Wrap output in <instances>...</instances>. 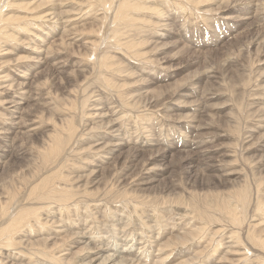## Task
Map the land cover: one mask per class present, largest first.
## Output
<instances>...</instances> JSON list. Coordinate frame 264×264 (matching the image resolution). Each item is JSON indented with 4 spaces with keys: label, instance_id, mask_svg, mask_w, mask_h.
I'll list each match as a JSON object with an SVG mask.
<instances>
[{
    "label": "bare ground",
    "instance_id": "obj_1",
    "mask_svg": "<svg viewBox=\"0 0 264 264\" xmlns=\"http://www.w3.org/2000/svg\"><path fill=\"white\" fill-rule=\"evenodd\" d=\"M103 1L109 2L110 0ZM162 1L161 3H163ZM182 1L179 0V4L180 2L182 3ZM185 1L187 3L185 2V4L183 2L185 4L184 7L175 4L176 6L173 8L174 12L171 11L172 13H166L164 15L165 18L159 17L161 13L158 15L161 11V7L155 9L157 14L154 13L153 15H155L156 18L153 17L156 19L154 22L156 25L151 22L152 24L150 25L149 23V27L146 29V26L143 24L138 28V35L144 36L145 43L141 42L135 45V43L131 41H125L126 43L122 42V44L124 43L123 47L121 46L122 48L118 46L121 50L123 49L125 54L120 53L122 54L121 61L117 63L122 64L119 66L120 68L116 70L119 76L117 80L122 83L118 81L117 85L108 77L109 82L106 86L109 88L107 90H122L124 85L129 82L127 81V79H129V77L126 76L127 73H132V76L136 75V78L142 81L141 78L143 79L146 73H144L143 69L146 68H138V63H134V60H131L133 56L143 58L146 56L149 57L150 55L152 57H149V62L161 64L160 62L163 61H160L161 59L157 58L156 55L157 52L163 50L162 48L166 47V45L161 44L155 47L159 41H169L174 37H178V40H180L182 44L184 41L186 43V38L189 44L195 45V43H197V40L193 41V35L186 31L188 26H186L187 21L182 19L184 16L188 19V5H192L193 0ZM204 1L205 0H197V3L201 5ZM212 1L215 0H206L207 4ZM222 1L227 3H223L220 0L215 1L218 6L217 8L221 6V8L233 9L234 11L240 8L242 17L254 21L256 31H254L255 33L251 37H248L252 40L249 41V43H256L257 53L258 51L261 52L259 49L264 45V34L261 32L264 26V0H249L251 2H243V0ZM49 2H51V4L54 3V5L46 8L43 14L31 16L29 19L32 22L37 19H43L44 22L38 24V27L41 26L42 30L36 28V30H40V33L38 32L39 35L42 38L43 35H45L44 37L47 38L50 36L53 37L55 33L60 34L62 37H60L62 39L60 46H58L59 44H53V46H57L55 51H51L50 46L44 49L40 47V49L31 48L32 54L27 60H17L11 67L8 66L9 68L7 67V70L3 68L9 65V62L5 64L3 61H0V107L3 109V112L0 111V160L5 157H10L2 171L5 174V181L0 185V264H171L169 257L172 251L175 252V255L180 256V258L181 255H188L181 261L172 264H242L244 261H252V264H264V251L261 250L264 249V230L258 228L264 226V224H262L264 221V181H256L252 178L248 196L246 188L238 197H236L238 192H221V197L215 205V208L219 210L217 207L219 204L230 205L231 209L228 208L227 213L231 218H229L230 223L228 225H221V233H219L221 236L218 240L215 239L214 234L206 238L203 237V228L200 230H183L178 225L182 222L180 220L181 218L193 220V223L186 225V227L195 226L203 219L191 214L189 210L190 204L183 198L182 192L177 193L176 189H195L198 186H200V188L210 187L212 189H217L220 186L234 187L239 183L241 177V172L237 171L239 169L227 168L231 166L230 161H232V159L229 160V158L232 155L235 156L236 153H229L230 146H228V144L219 143L221 139L227 135L223 134L224 130L222 127L215 123L213 114L211 115V113L208 112L211 111L208 110L210 108L209 106L212 105L209 104V101L215 97L214 93L211 92V96H206V93L203 92L205 96L204 94L200 96V103L195 104V111L181 116L178 115L181 120L174 123L181 125L183 120H187L184 124L185 131H183L181 126H177L179 127L178 129L176 128L177 136H171V138L166 141L157 142L153 140L154 138H150L148 142L146 140H140V136L136 137V134L133 132L134 130L131 131L132 133L127 130L125 131L128 133L124 132V129H127L126 126H128V123L124 125V129H122L121 126L123 124L121 125L120 122L122 118L128 117L129 115H127L128 113L126 111L123 117V108L125 104L128 106L129 103H132L135 96L131 94L128 96L126 93L119 94V91L117 95L114 92L113 95L121 101V105L116 106L118 103L116 102L112 109V107H105V102L103 101L105 97L102 93H98V98L90 104L93 108L91 109L89 107L88 109L87 106L89 104L86 105L87 101H83V99L80 100L79 97V95H83V93L79 92V95L77 93L79 87L86 90L87 93L89 81L86 82L83 79H85L86 75L91 71L94 72L93 68L95 67L97 73L102 69L104 74L110 75L109 73L112 70L108 69L111 68L110 66L114 62L108 61L106 54V57L105 55L102 56L103 58L99 56L101 58H97V65L95 67L92 66L91 64L93 63L89 62L90 60H86L85 56H87L89 50L97 44L98 40L93 39L95 36L92 37L91 34L88 33L87 36H85L88 38H85L84 41L80 39L81 37L84 38L86 34H83V36H81V33L78 34L74 25V20L69 18L70 15L68 16L63 14L64 12L58 11L66 0H51ZM73 2L71 1V3ZM144 3V0H136L134 3L133 1L132 3L129 1H120L119 7L121 10L129 9V11H131L130 8L133 9V12L137 10L136 14H138L139 11L141 12V10L147 9L148 6L146 7L145 5L148 3L145 5ZM206 7L207 9L205 10L208 12L212 10L211 5H207ZM176 10L181 11V14L177 12L179 14L177 16ZM202 10L204 13H207L204 9ZM162 13H165V11H162ZM2 18L3 17L0 19ZM11 18L12 17H10V19ZM71 18H74V16H71ZM5 19L8 20V18H4V20ZM32 22L31 24L34 26L36 22ZM51 25L53 28H51ZM259 25H262V29H258ZM91 28L93 29V27ZM27 29H29V26ZM66 32L69 33L70 38L64 41L63 37L67 36ZM144 32L147 33V36ZM38 33H35V35L33 33L32 36L33 38L36 37V40L41 41L42 39L38 37ZM117 35L115 33V36ZM131 38L132 40H136L134 36ZM79 40L82 41V44L80 46L78 45L77 48L81 47L84 53L81 52L82 55L79 53V55L76 54L77 56H75L74 49L77 48L74 45L77 44ZM152 44H154V46ZM167 44L174 45L175 43ZM204 44L206 45L208 42H201L197 45L203 46ZM147 45L153 46L151 48L153 49L152 53L145 49ZM209 45H213V42ZM142 46H144L145 50ZM184 46L187 45L184 44L180 46L181 53L187 52L186 50L188 48ZM110 52L111 51H109V53ZM177 56L178 55H176V57ZM81 57H84V59ZM171 59H173L172 56ZM132 62L133 64H131ZM49 63L56 66L58 71L51 70L52 73L48 75L47 69L45 70L46 76H43L45 79L37 81L36 78L40 73L39 70L43 65H48ZM67 65L71 67L69 70L65 71V66ZM193 65H195V61L189 58V61L181 66L179 70L184 72L189 67H196ZM131 69L135 70L130 71ZM8 70H15L18 73L12 77H8V74L3 73ZM173 70L176 71L178 69L173 68ZM219 70L216 71L213 67L205 71L195 69L187 74V76H189L187 80L179 84L169 82L178 74L177 71L169 72L170 74L166 73L167 75L162 74L164 76L161 78L157 77L156 79L153 78V75L150 77L148 73L146 74L150 77L152 84L167 81L163 83L165 85L159 86L158 88H160V90H169L166 94L167 97L169 96L170 100H174L169 103L171 106L169 107L173 109L177 106H184V101H180L184 100L182 97L189 98L200 94L203 90L202 89L200 92V88H202L200 87L201 84L208 85V87H210L211 84L213 85ZM136 78L134 77L131 81L135 82ZM82 80L83 82L81 84L80 82ZM89 80H91V78ZM134 82H129L132 85L128 87H134V84H136ZM141 84L143 83L141 82L140 85ZM54 89L57 92L55 93V97H49V94H51ZM98 89L100 90V88ZM43 91L44 93H42ZM149 91L150 94L151 90ZM59 92L64 96L59 97ZM125 94L128 98L124 97ZM92 97L93 96H90V98ZM152 97L153 99L154 97L158 98V96ZM164 97L162 100H164ZM252 97L256 99L255 101L252 99V103L258 105L256 101L261 99L262 96L255 93ZM27 99H34L37 107L34 104L35 108L29 107L28 109L23 108L20 110L22 108L21 104L26 101L29 102ZM109 99L110 97L106 98V100ZM89 100L91 99H88V101ZM128 100L131 102H128ZM147 100L145 101V99H142L140 103L135 101L133 105H139L142 108L147 107V105L152 102L158 105V100L151 99L152 102ZM52 101L55 104H53ZM115 101L111 100L110 104H114ZM252 103H250V105ZM76 104H78V110L81 114L79 117L84 118V120H79L77 123L78 126L81 125L80 127L74 125L73 122V118L76 117V112H73ZM38 106H44L45 109L42 107L43 111H41V107L39 108ZM98 106H100V110H96L97 108L95 109V107ZM118 107L119 109H117ZM160 107L165 106L161 105ZM70 109L71 114L67 112V110L69 111ZM258 109H256V111ZM64 110L66 113H62ZM87 110H90V112H87ZM144 110L146 111V108ZM56 111H61V113L55 116ZM262 111H264L263 107L261 109V112ZM257 112H255V114ZM262 113L264 114V112ZM89 115L92 117H87ZM160 116H162V113ZM55 117H57L58 120H54ZM254 117L255 115L253 118ZM3 118H10L11 121L7 122L3 120ZM96 118L102 120L101 124L93 125L95 124ZM251 118L250 120H252ZM257 118H260V115ZM174 120L175 119H173V121ZM188 121L191 122L192 126L190 125L191 129L186 131V127H188L186 123H188ZM235 121L236 120L231 114L225 117V122L230 123V129L235 130V128H237L238 133L240 132V128H238V125H233ZM258 121L257 123L255 120L257 124L247 128L246 126L249 125V123L245 124V127L242 126L245 128L244 134L242 133L244 137L242 140H245L243 142L241 141L245 143L250 140L253 144H249L250 146H260L258 151L261 152V155L257 159L255 157H246L244 159L256 169L262 167L260 163H262L261 160L264 156V119ZM38 129H40V133L43 134L40 136H38L39 134L33 135ZM166 133L168 132H165V135ZM255 133H259L257 137H255ZM12 134H14V136L11 137ZM37 136L41 143L35 146L33 140H35V138L37 139ZM239 139L236 141L237 143ZM137 143H141L138 146H146V148L138 150L139 147L135 146ZM242 143H240L241 149L244 146ZM192 145H194V148H191ZM252 146L249 148H252ZM189 147L191 151L192 149L199 148V152L204 156V162L202 160L203 164L201 165L203 169L202 171L200 169V172L197 171L199 175L196 173L198 168L193 170L197 166L192 163L193 159H195L194 155L186 151L187 149L189 150ZM249 148L246 146L244 150L248 151L250 150ZM256 148H253V150ZM173 150H183L182 152L187 153L183 158L178 160L176 165L178 169L174 171L177 173V178L171 179L170 182L168 181L169 184L162 186V179L164 178H161L162 172H167L166 169L168 167L161 168L162 165L156 163L162 161L166 154ZM234 150L233 152H236ZM255 151H257V149ZM199 152L195 153L194 151V154ZM25 155H30V157H26ZM255 155L256 154H254V156ZM84 167H86L84 171H79V169ZM262 169H260L259 172H262ZM173 176L171 178H173ZM187 176H189V179L185 181L184 179L187 178ZM237 178L239 180H236ZM90 183L91 185H96V187H101V189L89 187ZM151 184L152 186H150ZM253 191L254 194L256 193V200L254 198L255 203L253 206L254 211L257 213L255 216H258L259 222L251 225L249 224L245 236L241 237L240 226H243L245 222H247V210L249 206H251L253 200ZM206 197L208 198L210 196L207 195ZM236 203L241 205L244 204L239 212H236L233 207ZM192 208L198 215L206 214L208 220L215 219L214 212L207 214L195 205H192ZM231 223L236 226L237 230L230 228ZM185 232H194L195 239L191 240V243L194 242V244L189 243L188 240L190 237H183ZM225 238H228L226 242L230 243V248L225 251L222 259L219 257L217 259H210L212 252L218 250ZM77 243L80 245L70 254L69 247ZM121 246H124V248H121ZM134 246H137V253L129 251L130 248ZM199 247L202 248L197 250ZM249 251L250 254H248ZM208 252L209 255L206 256ZM223 252L224 250H222V253ZM260 254H262V256H260Z\"/></svg>",
    "mask_w": 264,
    "mask_h": 264
},
{
    "label": "rangeland",
    "instance_id": "obj_2",
    "mask_svg": "<svg viewBox=\"0 0 264 264\" xmlns=\"http://www.w3.org/2000/svg\"><path fill=\"white\" fill-rule=\"evenodd\" d=\"M49 1H51V0H4V1H0L1 2L0 3V11H1L0 12L1 13L0 18L3 17L2 19H0V23H1V25H0V47L2 46L0 48V61H3L5 64H7L9 62V65H7L6 67L3 68L4 70H7L8 66L11 67V65L14 62H16L17 60H20V61L27 60L30 57V55L32 54V52L30 50L31 48L44 49V48L50 46V48H51L50 50L55 51V48L57 46H53V44L54 45L59 44L58 46H60V42L62 40L61 39L62 37L60 36V34L55 33V35L53 37L50 36L47 38L44 37L45 35H43V38L39 35L40 30H36V28L37 29L40 28L42 30V27L41 26L38 27V24L43 23L44 22L43 19L42 20L37 19L36 21H33V22L29 19L31 16H39V15L43 14V11L46 8H49V6L54 5V3L51 4V2H49ZM71 1L73 2V0H69V1L66 0V2L61 5L60 9L59 10L57 9V10L60 12L62 11V13L64 12L63 14H65V15H68V16L70 15L69 18L74 20V25H75V28H76V31L78 34L81 33L82 34L81 36H83V34H86V35H84V38L83 37L80 38L81 40L83 39V41H84L85 38H88V37H85V36H87V33L91 34L92 37L93 36L96 37V38L94 37L93 39L98 40L97 44L98 43L99 44L98 45L96 44L95 45L96 47L93 46L91 48L92 50L90 49L87 56H85V59L88 61L90 60L89 62L93 63L91 65L94 67L97 65V58H101L104 55L106 57V54L108 57V61H111V62L113 61L115 64L117 62L121 61L122 54H120V53L124 54V51H123V49L121 50V48L123 47V44L126 43L125 41H131L132 43H135V45H137L141 42H144L145 41L144 36L138 35V28L140 26H142V24L146 26L145 29L149 27V23H150V25L152 23L154 25H156V23H154L156 21V19H155L156 17H155V15H153L154 13L157 14L155 9L161 7V11L158 13V15L161 13V16L159 15V17L165 18L164 15L168 12L173 11L174 6L181 5L184 7V5L187 3L185 0H183V1L180 0V1H182V3L180 2V4H179V0H169V1L168 0H166V1L165 0L164 1H162V0H150V1L144 0V2H145L144 5L146 3H148L145 5L146 7L148 6L147 9L141 10V12L139 11V13L136 14L137 10H135L134 12H133V9H131V8H130L131 11H129V9L121 10L119 7L120 1H129L130 3H132V1H133V3H134V1H136V0H110L109 2H104L103 0H74L75 3L74 2L71 3ZM161 1L165 5L163 3H161ZM215 1H217V0H215ZM215 1H212V2L207 4V2L205 0L204 3H202L201 5H198L197 0H193L192 5H188L189 10H187V11L189 14H188V17L186 16L188 19H186L185 16H184V18H182L183 20L187 21L186 26L187 25L188 26L186 28V31L189 32L191 35H193L192 36L194 38L193 41L197 40V43H195V45L200 44L201 42H203V43L208 42V44H206V45L204 44L203 46L202 45L195 46V45L189 44L187 38H186V43L184 41L182 44V42H180V40H178V37H174L173 39H171L169 41H159L155 45V47L160 46L161 44L166 45V47H164V48L161 47L163 50L159 49L161 51H158L157 55H156L157 58L161 59L160 61H163V62H160L161 64H157V63L154 64V62H151V61H150L151 62L150 63L148 60L149 57L150 58L152 57L150 55H149V57L146 56L143 58L133 56L136 58L132 57V59H131V60H134V63L135 62L138 63V66H137L138 68H141V67L146 68V69H143L144 73L145 72L148 73V75L150 77L153 75L154 79H156L157 77L161 78L162 76L170 74L173 71L174 72L177 71L178 74L172 80L169 81V82H172L173 84L174 83L179 84V83H182L185 80H187V78L189 77V76H187V74L190 71H194L195 69H197V70L199 69L200 71L201 70H204V71L208 70L211 67H213V69L216 71L220 69L217 73V78L214 80L215 83H213V85L211 84V86L208 87V85L201 84L200 87H202V88H200V92L202 89L203 90L201 93L199 92L200 94L195 95V96H191L189 98L188 97H185V98L182 97V99H184V100H180V101H184L183 102V103H185L184 106H179V107L177 106L173 109L170 108L171 106L169 103H171V101L173 102L174 100H170L169 96L167 97L166 93L169 90H167V89H163V90L161 89L160 90V88H158L159 86L161 87L162 85H165L163 83H165L167 81H165L163 83L152 84L150 77L146 73H145V77L143 78L144 80L141 78L142 81H140L138 78H136L135 74H134L135 76H132V73L131 74L125 73L126 76L129 77V79H127V81H129V82H134L131 80L134 79V77L136 78V81L134 82L136 84L133 83L134 87H128L129 85H132V84L127 82V84L124 85L122 90H115V89L110 90V91L107 90L109 88L106 86V85H108V82H109L108 77L112 79L113 83L115 82L118 85L119 80H117V79L119 76L117 75L116 70L118 68H120L119 66H121L122 63L121 64L117 63L115 65L112 62L113 64L110 66L111 68L108 69V70H112L109 73L110 75L104 74L102 69L99 70V73H97L96 67L93 68L94 72L91 71L92 73L90 72L89 74L86 75V78L83 79L86 82L89 81L88 82L89 84L87 83L89 85V86H87V88L89 87L87 89V93H86V90H84L81 87H79V90L77 93H78V95L80 93H83V95H79V97H80V100L83 99V101L84 100L87 101L86 105L89 104L87 106L88 109H89V107L91 109L93 108L90 106V104L93 103L94 100L98 98V93L99 94L102 93L103 96L105 97V99L103 100L105 102L104 103L105 107H107V108L112 107V109L114 108L116 102H118L116 104V106L121 105V101L118 100L117 97H115V95H113L114 92L117 95H118V91H119V94L126 93V94H128V96L130 94L134 95L135 99L132 103H129L130 107H129V105L127 106L125 104V106L123 108V110H124L123 117L125 116L126 111L128 113L127 115H129V116L128 117L126 116L127 118L124 117L121 119L120 123H121V125L123 124L121 127H122V129H124L123 128L124 125H127V123H128V126H126L127 129H124V132L128 133L127 131L131 132L134 130L133 132H134V134H136L135 136L141 137V138L139 137L140 140L148 141V139L154 138L153 140H156L157 142L166 141L169 138H171V136L172 137L175 135L177 136L176 128L177 129L179 128L177 126H181L183 131H185L184 124L187 120H185V121L183 120V123H181V125L175 124L176 122L181 120V118L179 116L195 111L196 110L195 104L200 103V96L202 94H204V96H205V93H206V96H211L212 93H214L215 97L210 99V101H209V104L210 105L212 104V105L209 106L210 108L208 110H211V111H208V112L211 113V115L213 114V119H214L215 123H217V125L221 126L222 129L224 130L223 134L227 135V136H224V138H222L219 143L222 142V144H225V145L228 144V146H230L229 147V149H230L229 153H231V154L236 153L237 154V155L235 154V156L232 155L235 158L237 156L236 159L232 156L229 158V160L232 159L233 162L230 161L231 166L227 167V168H234L235 170L239 169L237 171L241 172V177H240V180L238 178L236 179V180H239V183L236 184L234 187H222V186H220L217 189H212L210 187L200 188V186H198L199 188L197 187L195 189L185 188V190L178 188V189H176L177 190L176 192L177 193L182 192L183 198L185 200H187L188 203L190 204L189 210H190L191 214L198 216L199 218L203 219V220H200L201 222H198L199 224H197L195 226L186 227V225L192 224L193 220H190L188 218H181L180 220L182 222L180 224H178L179 227H181L183 230H186V229L200 230L203 228L204 229L203 237L206 238V237L214 234L215 239L218 240L219 237L221 236L219 234V233H221V228H222L221 225H228L230 223L229 218H231L227 213L228 208L231 209L230 205L219 204L217 207L219 208L220 211L215 208V205L218 203L219 198L221 197V195H220L221 192L222 191H224L226 193H228L227 191H231L232 193L238 192V194H236V197H238L241 193H243L245 191V188H246L248 191V193H247V196H248L249 188H250V184H251L250 181H252L251 180L252 178H254L256 181H264V156L261 160L262 163H260V164H262L261 165L262 167L257 168V169L254 168V166H251V164L247 163V161L244 160L246 157H251V158L255 157L257 159L261 155V152L258 151L260 146L259 145H257L258 147L252 146L253 144H252V141H250V140L245 142V143H242L245 140V139L242 140V138H244L243 134H244L245 128H243V127L246 126L245 124L249 123V125L246 126V128H247L249 126H253V125L257 124L259 122L258 120L264 119V114L262 113L264 111L261 112L262 107L264 108V106H263V103H264V96H263L264 95V45H262L261 46L262 48L259 49L261 52L258 51V53H257L256 43H252V44L249 43V41H252V40H250V38H248V37H251L255 33L254 31H256V28H255L256 26H254V21L252 19H246V17L241 16L240 8H239V10L237 9L235 11L233 9H226L223 7L221 8V6H219L220 8H217L218 6L215 3ZM220 1L223 3H227V2L222 1V0H220ZM254 1H256V0H254ZM183 2L184 3L186 2V3L184 4ZM243 2H251V1L243 0ZM205 4H207L209 6L211 5V8L213 11L209 10V12H208L207 10H205V9H207V7H206L207 5L204 6ZM218 5H220V4H218ZM237 5H239V4H237ZM242 5H243V3H242ZM69 6H71V7H69ZM239 6H241V5H239ZM239 6H237V7H239ZM79 9L80 10L82 9V10L80 11ZM202 9L207 11V13H204ZM215 9H216V11H215ZM218 10H220V11H218ZM162 11L163 12L165 11V13H162ZM177 12L179 14H181V11L176 10L177 16L179 15ZM128 13H129V15H128ZM162 14H163V17H162ZM121 15L124 17H122ZM71 16L72 17L74 16V18H71ZM237 16H240V17H237ZM10 17H12V18L10 19ZM189 17H190V19H189ZM4 18H8V20H6V19L4 20ZM97 20H98V22H97ZM99 20H100V22H99ZM30 21L32 23L36 22V23H34V26L31 24ZM145 21H148V22H145ZM38 22H40V23H38ZM27 24H30V25H27ZM35 24H37V25H35ZM84 24H85V26H84ZM82 25H83V27H82ZM28 26H29V29H27ZM33 27H35V28H33ZM91 27H93V29ZM259 27H258V29H262V25H259ZM18 28H19V30H18ZM51 28H53L52 25H51ZM22 29L27 31V32L23 31ZM97 29H98V31H97ZM263 31H264V26H263V29L261 30V32L264 34ZM193 32H195L196 34ZM33 33H34V35H35V33L36 34L38 33V37L42 40L41 41L36 40L35 36H34L35 38H33V36H32ZM115 33H116V35L117 34L118 35L115 36ZM7 34H9V35H7ZM66 34H67V36H64L65 38L63 37L64 41L69 40V38H70L69 33L66 32ZM96 34H97V36H96ZM144 34L147 36V33L144 32ZM133 36L136 37V40H132L131 37H133ZM4 38H6V39H4ZM184 40H185V36H184ZM122 42H124V43L122 44ZM211 42H213V45H209V44H211ZM167 43H175V44L169 45ZM81 44H82V41L79 40V41H77V44H75L74 46L77 48V46L78 45L80 46ZM184 44L187 45L184 47L188 48V49L186 50L187 52L181 53L180 52V46L184 45ZM152 45L154 46V44H152ZM118 46L119 47L122 46V47L119 48ZM150 46L151 45L145 46V49L149 50V52L152 53L153 49H151V48L153 46H151V47ZM52 47H53V49H52ZM136 47H139V46H136ZM142 47L144 49V46H142ZM77 49H78V51H77ZM77 49H74L75 56L79 55V53H80V55H82L81 52L84 53V51L81 49V47H79ZM115 49H118V50H115ZM139 49L143 50L142 48H139ZM98 50H99V53H98ZM93 51L96 53H94ZM109 51H111V52L109 53ZM262 51H263V53H262ZM106 52H108L110 55L112 54L111 56H113V57H111ZM149 52H148V54H149ZM176 55H178V56L176 57ZM41 56H44V55H41ZM99 56H101V57H99ZM171 56L173 59H171ZM81 58L84 59V57H81ZM189 58H190V60L193 59L195 61V65H193V66H196V67H192V68L189 67L188 69H186V71L181 72L179 70V68L181 66H183L184 64H186L189 61ZM131 64H133V62ZM70 67L71 66H69V65L65 66V71L69 70ZM214 67H216L217 69ZM148 68H150V69H148ZM173 68L178 69V70L175 71V70H173ZM41 69L39 70L40 73H39L38 77L36 78L37 81H42L45 79V78H43V76H46L45 70H47V69H48V72H47L48 75H50L52 73L51 70L58 71L56 69V66H53L51 63H49L48 65H43L41 67ZM133 70H135V69H131L130 71H133ZM3 73L8 74L7 75L8 77H12L18 72L15 70L14 71L8 70V71H4ZM162 74H164V75H162ZM114 75H115V77H114ZM126 76H124V77H126ZM87 77H88V79H87ZM137 77H139V76H137ZM90 78H91V80H89ZM56 80H54V81H56ZM83 80L80 82L81 84H82ZM119 82H121V81H119ZM141 82L143 84L140 85ZM90 84H93L94 86L90 85ZM98 88H100V90ZM204 89H206V90H204ZM149 90H151L150 94H149V92H150ZM53 91H55V89ZM53 91L51 92V94H49V97H55V93H57V92L56 91L53 92ZM45 92H47V91H45ZM154 92L156 93V95ZM203 92H205V93H203ZM42 93H44V91ZM157 93H159V94H157ZM255 93H258V95L262 96L261 99H258L256 101L258 105H255L252 103L253 101L256 100L252 97ZM88 94H91V95H88ZM126 94L124 97L128 98V96ZM44 95H46V94H44ZM164 95L166 98L164 97ZM58 96L61 97L64 95L59 92ZM86 96L89 98H87ZM90 96H93V97L90 98ZM152 96H158V98L154 97V99H153ZM109 97H110V99L106 100V98H109ZM163 97H164V100H162ZM147 98H148V100H147ZM88 99H91V100L88 101ZM142 99H145V101L146 100L151 101V99L152 100H158V105H155L151 101L152 103L148 104L147 107H145L146 111L144 110L145 108H142L139 105H133L135 101H137V103H140ZM252 99H254V100L252 101ZM27 100H29V99H27ZM111 100L115 101L114 104L113 103L110 104ZM128 102H131V101L128 100ZM250 103H252L253 105L252 104L250 105ZM34 104H35V106L37 105L35 103L34 99L29 100V102L26 101L25 103L21 104L22 108L20 110H22L23 108L28 109L29 107H34ZM53 104H55V103L53 102ZM160 104L162 106L164 105L165 107H160L161 106ZM30 105H32V106H30ZM77 106H78V104H76L75 109H73L74 110L73 112H76V117L73 118L74 125H77L79 120H81V121L84 120L83 117H81V118L79 117V116H81V114L78 110L79 106L78 107ZM38 107L40 108L41 106H38ZM42 107H43V109H45L44 106H42ZM42 107L40 108L41 111H43ZM51 107H52V105H51ZM95 109L100 110L101 108H100V106H98V107H95ZM117 109H119V107ZM157 109H159V110H157ZM191 109H194V110H191ZM256 109H258L257 110L258 112L256 111ZM0 111L3 112V109H1V107H0ZM70 111H71V109L69 111L67 110V112H69L71 114ZM56 112H55V114H56L55 116H57L58 113H61V111H58L57 113ZM87 112H90V110H87ZM253 112H254V114H253ZM255 112H257V113L255 114ZM62 113H66V111L64 110ZM161 113H162V116H160ZM230 114L236 120L235 123H233V125H235V126L238 125V128H240V132H238V133H237V131H238L237 128L234 127L235 130H232L229 127L230 123L225 122V117L230 115ZM258 114L260 115V118H257V117H259ZM63 115H67V114H63ZM166 115H167V117H166ZM254 115H255V117L253 118ZM247 116H251L252 118L247 117ZM87 117H92V116L89 115ZM250 118L252 120H250ZM173 119H175V120L173 121ZM253 119H254V121H253ZM3 120H6L7 122L11 121L10 118H3ZM54 120H58V118L55 117ZM255 120L257 123L255 122ZM51 122H52V120H51ZM101 122H102V120H100L99 118H96L95 124H93V125L101 124ZM133 125H135V126H133ZM190 125H191V122L188 121V123H186V126H188V127H186V131L191 129ZM80 126H78V127H80ZM132 126L135 128H133ZM159 127H160V129H159ZM40 129H38L36 131V133L33 135H36V134H39L38 136L42 135L43 133H40ZM125 130H127V131H125ZM139 131H140V133H139ZM165 132H168V133H166L167 136L165 135ZM258 134L259 133H255V137H257ZM12 136H14V134H12L11 137ZM38 136H37V139L35 138V140H33V142L35 143V146L39 145L41 143L40 140H38ZM164 138H166V139H164ZM238 139H239V141L237 143L236 141ZM240 143H242V145L244 144L242 149L240 147ZM139 144H141V143H137L135 146H138ZM249 144H252L251 145L252 148H249V147H251ZM233 146H234L235 150L233 149ZM246 146L250 150H248V151L244 150ZM138 147H139L138 150L146 148V146H143V147L138 146ZM191 148H194V145H192ZM191 148L189 147V150L187 149L186 151H188V153H191L194 155L195 159H193L192 163H194L197 166L193 170H196L198 168L196 170V173H197V171H199L200 169L202 171V169H203L201 167V165L204 162V160H203L204 156L201 155V153L199 152L200 151L199 148L192 149V151H191ZM253 148H256L257 151H255L256 149L253 150ZM233 150L236 152H233ZM182 151L183 150H180V151L173 150V151L167 153L165 158L162 161H160L159 163H156L158 165L161 164L162 165L161 168H163V167L167 168L168 167L166 169L167 172L166 171L162 172L161 178L162 177L165 178V179L163 178L164 180L162 179V181H163L161 184L162 186L169 184L171 179L177 178L176 177L177 173L174 172V171H177V169H178L176 167V165L178 163V160L183 158L184 155H186V153H187V152H182ZM194 151H195V153L196 152H199V153L194 154ZM237 151H239V152H237ZM246 151H247V153H246ZM239 153H240V155H239ZM241 154H242V156H241ZM254 154H256L257 156L256 155L254 156ZM25 156L30 157V155H25ZM25 156H23V157H25ZM9 158L10 157H5L2 160H0V185H2L3 182L5 181V174L2 171H3L4 165L7 163ZM202 160H203V162H202ZM85 168L86 167L81 168V169H79V171H84ZM260 169H262V172H259ZM252 172H253V176H252ZM1 173H2V175H1ZM169 175H170V177H169ZM172 176H173V178H171ZM166 177H169V178H166ZM188 179H189V176H187V178H185L184 180L187 181ZM150 186H152V184ZM162 186H161V188H162ZM89 187L98 188L99 190L101 189V187H96V185H91V183L89 184ZM255 192H256V190H255ZM166 193H169V192H166ZM166 193H163V194H166ZM207 195H209L210 197L207 198L206 197ZM254 198L256 200V193L254 194V191H253V193H252V199L253 200L251 202V206H249V208L247 210V212H248V216H247L248 219H246L247 222H245V224L243 226H240L241 237L245 236L247 226L249 224L251 225V224H255V223L259 222L258 216H255V214H257V213L254 211V206H253L255 203ZM192 205H195L201 211H205L207 214L214 212L215 219H211V220L209 219L208 220L206 214L198 215L195 212V210L192 208ZM243 205L236 203V205L233 207H234L236 212H239L241 210V208L243 207ZM181 212H183V211H181ZM262 224H264V221ZM230 228L233 230H237L236 226L233 225L232 223H231ZM258 228L264 230V226H261ZM215 235H218V236H215ZM183 237H190L188 240L189 243L194 244V242L191 243V240L195 239L194 232L193 233L185 232ZM226 241H228V238H225L222 241L218 250H214L212 252L210 259L211 258L217 259L218 257L220 259H222L225 251H227V249L230 248V243H228ZM79 245L80 244L77 243V244H74L73 246L69 247L70 254L73 253L78 248ZM121 248H124V246H121ZM201 248L202 247H199L197 250H200ZM222 250H224L223 253H222ZM261 250L264 251V249H261ZM129 251L137 253V246L130 248ZM171 253L172 254L169 257L171 264L179 262L188 256V255H181V258H180V256L175 255L174 251H172ZM248 254H250V251L248 252ZM208 255H209V252L206 254V256H208ZM260 256H262V254H260ZM252 258H253V256H252ZM251 262L252 261H250V262L244 261L242 264H250Z\"/></svg>",
    "mask_w": 264,
    "mask_h": 264
}]
</instances>
